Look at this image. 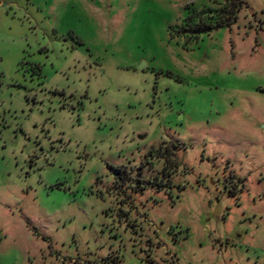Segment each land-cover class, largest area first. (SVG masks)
I'll use <instances>...</instances> for the list:
<instances>
[{
	"label": "rangeland",
	"instance_id": "1",
	"mask_svg": "<svg viewBox=\"0 0 264 264\" xmlns=\"http://www.w3.org/2000/svg\"><path fill=\"white\" fill-rule=\"evenodd\" d=\"M225 1L0 0V264H264V0L181 30Z\"/></svg>",
	"mask_w": 264,
	"mask_h": 264
},
{
	"label": "trees",
	"instance_id": "2",
	"mask_svg": "<svg viewBox=\"0 0 264 264\" xmlns=\"http://www.w3.org/2000/svg\"><path fill=\"white\" fill-rule=\"evenodd\" d=\"M225 2H228V5L222 11L205 9L200 11L197 15L186 19L183 24L184 28L181 27L183 32L182 35L196 38L199 35L208 33L214 29L230 27L235 24L244 2L243 0H226ZM218 13H221L222 16H216ZM190 19L193 21L188 23ZM157 153L158 159L164 157L162 153Z\"/></svg>",
	"mask_w": 264,
	"mask_h": 264
}]
</instances>
